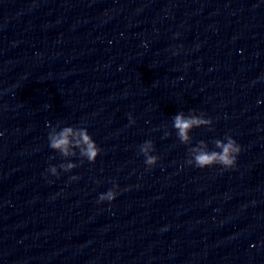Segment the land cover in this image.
<instances>
[{
	"label": "water",
	"instance_id": "obj_1",
	"mask_svg": "<svg viewBox=\"0 0 264 264\" xmlns=\"http://www.w3.org/2000/svg\"><path fill=\"white\" fill-rule=\"evenodd\" d=\"M229 136L236 167L187 163ZM0 264H264V0H0Z\"/></svg>",
	"mask_w": 264,
	"mask_h": 264
},
{
	"label": "clouds",
	"instance_id": "obj_2",
	"mask_svg": "<svg viewBox=\"0 0 264 264\" xmlns=\"http://www.w3.org/2000/svg\"><path fill=\"white\" fill-rule=\"evenodd\" d=\"M131 120V118H130ZM211 119L205 118L201 115L186 116L184 113H177L173 120V126L177 129V134L181 141L187 142L190 139V130L195 126L210 124ZM49 147L60 152L64 156L75 154V149H79L80 154L89 162H95L101 149L95 139L88 132L87 128H73L72 126H64L59 130H53L48 137ZM216 147L218 150L209 151L206 147L200 146L193 149L192 159L187 161L189 164H194L198 168H208L213 165H220L222 169H231L236 167L237 159L242 151V146L232 136L225 140H216ZM152 142L146 141L141 147V151L145 154V164L153 166L157 163L158 157L150 154ZM76 167L73 162L61 165L64 172H70ZM48 171L59 176L55 165H50ZM70 179H77L75 175ZM119 185L114 184L112 188L106 192L100 193L98 202H112L118 195Z\"/></svg>",
	"mask_w": 264,
	"mask_h": 264
}]
</instances>
